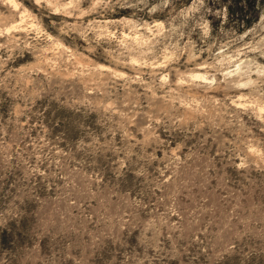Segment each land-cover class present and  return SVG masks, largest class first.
I'll list each match as a JSON object with an SVG mask.
<instances>
[{
    "label": "rangeland",
    "instance_id": "374dc122",
    "mask_svg": "<svg viewBox=\"0 0 264 264\" xmlns=\"http://www.w3.org/2000/svg\"><path fill=\"white\" fill-rule=\"evenodd\" d=\"M0 264H264V0H0Z\"/></svg>",
    "mask_w": 264,
    "mask_h": 264
}]
</instances>
